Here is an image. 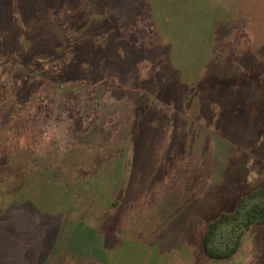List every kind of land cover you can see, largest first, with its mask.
Listing matches in <instances>:
<instances>
[{
  "label": "rangeland",
  "instance_id": "rangeland-1",
  "mask_svg": "<svg viewBox=\"0 0 264 264\" xmlns=\"http://www.w3.org/2000/svg\"><path fill=\"white\" fill-rule=\"evenodd\" d=\"M0 264H264V0H0Z\"/></svg>",
  "mask_w": 264,
  "mask_h": 264
},
{
  "label": "trees",
  "instance_id": "trees-1",
  "mask_svg": "<svg viewBox=\"0 0 264 264\" xmlns=\"http://www.w3.org/2000/svg\"><path fill=\"white\" fill-rule=\"evenodd\" d=\"M4 194H6L3 191ZM10 194V193H8ZM6 194V195H8ZM243 202V201H242ZM240 202L238 205V208L236 209V211L232 212V213H219L218 215H216L215 217H213L211 220H209V222L207 223L206 226V230L203 236V241H202V245H203V250L206 253V255L212 259V260H221L225 257L228 256V254L226 253H222V254H217L211 246V242L212 239L214 238L216 232L218 231L219 227L227 222H230L231 220H235L238 218L239 213H240V204L242 203Z\"/></svg>",
  "mask_w": 264,
  "mask_h": 264
}]
</instances>
